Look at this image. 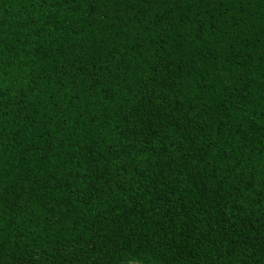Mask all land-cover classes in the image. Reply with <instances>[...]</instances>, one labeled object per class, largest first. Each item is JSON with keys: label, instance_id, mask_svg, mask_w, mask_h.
Here are the masks:
<instances>
[{"label": "trees", "instance_id": "obj_1", "mask_svg": "<svg viewBox=\"0 0 264 264\" xmlns=\"http://www.w3.org/2000/svg\"><path fill=\"white\" fill-rule=\"evenodd\" d=\"M0 264H264V0H0Z\"/></svg>", "mask_w": 264, "mask_h": 264}]
</instances>
